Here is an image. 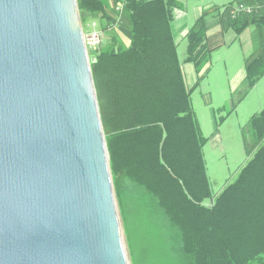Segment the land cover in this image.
Masks as SVG:
<instances>
[{"label":"water","instance_id":"95a60500","mask_svg":"<svg viewBox=\"0 0 264 264\" xmlns=\"http://www.w3.org/2000/svg\"><path fill=\"white\" fill-rule=\"evenodd\" d=\"M77 0H0V264H129Z\"/></svg>","mask_w":264,"mask_h":264},{"label":"trees","instance_id":"16d2710c","mask_svg":"<svg viewBox=\"0 0 264 264\" xmlns=\"http://www.w3.org/2000/svg\"><path fill=\"white\" fill-rule=\"evenodd\" d=\"M237 34L264 23L260 15L232 19ZM82 25L105 29L124 5L120 28L129 39H105L91 55V69L108 130L106 142L117 192L120 177L145 189L179 230L189 264H264V108L250 123L256 140L250 160L215 197L204 159L206 138L185 85L172 23L174 0H77ZM123 25V24H122ZM120 28L107 32L120 33ZM186 62L202 68L211 50L203 19L189 31ZM253 88L264 76V56L246 66Z\"/></svg>","mask_w":264,"mask_h":264},{"label":"rangeland","instance_id":"374dc122","mask_svg":"<svg viewBox=\"0 0 264 264\" xmlns=\"http://www.w3.org/2000/svg\"><path fill=\"white\" fill-rule=\"evenodd\" d=\"M91 22L83 24L84 32L91 30L88 26ZM122 24L126 28L124 21ZM119 31L106 33L105 39L116 37L128 45V37L121 28ZM245 50L241 39L215 50L211 69L191 96L201 131L209 139L204 147V159L213 197L236 178L257 146L250 121L264 108V77L240 105L237 95L232 93L233 83L241 78L248 59ZM186 51L183 42L178 46L181 64L187 57ZM206 92L212 95V107L221 108L216 110L215 118L206 104ZM104 133L108 134L106 128ZM114 191L129 264H189L178 228L151 194L124 176L119 178L117 192L115 188Z\"/></svg>","mask_w":264,"mask_h":264},{"label":"crops","instance_id":"0c3cea01","mask_svg":"<svg viewBox=\"0 0 264 264\" xmlns=\"http://www.w3.org/2000/svg\"><path fill=\"white\" fill-rule=\"evenodd\" d=\"M177 3V7L174 11V21L172 23V32L177 44V47L186 42V36L191 28L199 21L203 19L206 30V42L211 50L209 61L201 69L194 63L186 62L181 64L184 82L188 90H191L192 95L200 87L203 82V78L211 69V57L215 50L221 46L233 44L236 39H241L245 45V54L248 58L246 64L243 65L244 71L240 79H236L233 83L232 90L233 95H237L238 105L243 101L247 95L254 89H256L259 81L251 88L247 80L246 66L248 62L252 61L259 55L264 56V23L255 24L243 30L240 34H237L231 27L228 26V17L226 8L232 5L233 0H174ZM228 41L225 38L228 37ZM187 52V51H186ZM189 79V80H187ZM191 95V96H192ZM207 105L210 109L212 117L215 118L217 109L212 107L213 100L210 92H206ZM194 108V107H193ZM217 110V111H216ZM195 111V109H194ZM196 115V113H195Z\"/></svg>","mask_w":264,"mask_h":264},{"label":"built area","instance_id":"2783aa9c","mask_svg":"<svg viewBox=\"0 0 264 264\" xmlns=\"http://www.w3.org/2000/svg\"><path fill=\"white\" fill-rule=\"evenodd\" d=\"M262 12H264V0H259L254 4L238 3L231 7L229 14L232 19H237L243 16L260 15ZM123 16L124 5L118 4L115 7V20L106 24L105 29L102 28L97 21H92L88 24L91 30L86 33L84 32L82 25L84 43L90 58L92 54L99 51L104 45L106 33L115 31L121 27L123 23Z\"/></svg>","mask_w":264,"mask_h":264}]
</instances>
